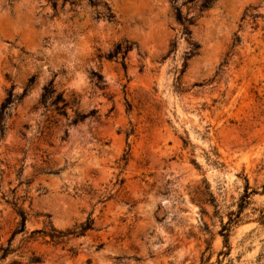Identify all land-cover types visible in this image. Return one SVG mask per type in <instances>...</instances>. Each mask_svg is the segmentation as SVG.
Here are the masks:
<instances>
[{"label":"rangeland","instance_id":"374dc122","mask_svg":"<svg viewBox=\"0 0 264 264\" xmlns=\"http://www.w3.org/2000/svg\"><path fill=\"white\" fill-rule=\"evenodd\" d=\"M200 5L0 0V264H264V0Z\"/></svg>","mask_w":264,"mask_h":264},{"label":"trees","instance_id":"16d2710c","mask_svg":"<svg viewBox=\"0 0 264 264\" xmlns=\"http://www.w3.org/2000/svg\"><path fill=\"white\" fill-rule=\"evenodd\" d=\"M51 2H53V5L56 6V0H49ZM64 3L70 1V0H63ZM190 1H195V0H190ZM216 0H201V5H200V11H207L211 8L212 4L215 2ZM89 2L91 4H97L98 0H89ZM111 17V16H110ZM175 18L176 21L182 26V34L183 36H185L188 40L191 37V27L194 25V19L192 17H188V16H184L182 14V12L179 9H175ZM191 46V52L189 53L188 57H192L194 55V51L196 50V46L193 44H190ZM130 50V46H122V45H118L115 49V55H118L120 53H122L123 56H125V54ZM33 78L29 81L30 85L33 83ZM27 90H25L26 92ZM55 91L53 89H47L44 92L43 95V100H45L46 98H51L52 94ZM25 94V93H24ZM13 98H12V92L10 91L8 93V97L5 99V101L1 104L0 107V134L2 135L4 133L3 130V118L6 114V111L9 107V105L12 103ZM62 103V107H59L58 105ZM53 104L56 106V110L60 113H62L63 115H66L65 113V108L67 107V103L65 102V100L63 99L62 95L57 96V98L53 101ZM247 195L244 196V198H247ZM243 207V206H242ZM20 216H21V222H20V226H19V230H16L13 233L12 239L14 238V236L20 232H24L25 230V222H26V216L24 215L23 212H20ZM92 226V221L89 220L86 224L82 225L81 228V232H85L86 230L91 229ZM225 228V227H224ZM38 233V232H33V234ZM63 236V233L59 234V237ZM54 238V236H51ZM10 239V242L11 240ZM0 250L2 251V258H6L9 254H11L13 252V250L10 249V246H8L7 248H0ZM33 262H39L38 259H33Z\"/></svg>","mask_w":264,"mask_h":264}]
</instances>
